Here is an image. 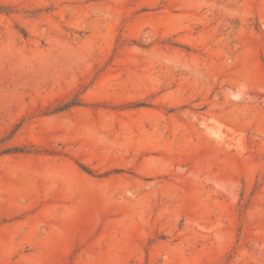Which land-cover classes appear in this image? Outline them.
Instances as JSON below:
<instances>
[{
	"label": "rangeland",
	"instance_id": "rangeland-1",
	"mask_svg": "<svg viewBox=\"0 0 264 264\" xmlns=\"http://www.w3.org/2000/svg\"><path fill=\"white\" fill-rule=\"evenodd\" d=\"M0 264H264V0H0Z\"/></svg>",
	"mask_w": 264,
	"mask_h": 264
},
{
	"label": "trees",
	"instance_id": "trees-1",
	"mask_svg": "<svg viewBox=\"0 0 264 264\" xmlns=\"http://www.w3.org/2000/svg\"><path fill=\"white\" fill-rule=\"evenodd\" d=\"M74 104H77V103L74 101V102H72L70 104L65 105V107L70 106V105H74ZM62 108H64V107H62Z\"/></svg>",
	"mask_w": 264,
	"mask_h": 264
}]
</instances>
